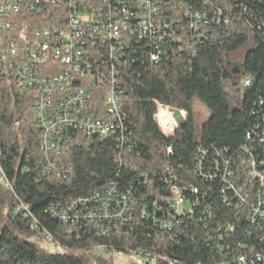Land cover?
Segmentation results:
<instances>
[{"label":"trees","instance_id":"1","mask_svg":"<svg viewBox=\"0 0 264 264\" xmlns=\"http://www.w3.org/2000/svg\"><path fill=\"white\" fill-rule=\"evenodd\" d=\"M202 1L207 2L204 10L220 8L231 23L210 25L203 41L158 65L146 62L125 70L130 145L118 150L113 137L73 144L60 158L73 168L64 179L37 169L44 156L31 108L35 92L4 75L0 62V171L9 183L0 196V264H111L95 254L99 249L149 258L155 264H238L239 256L246 257V264H264V243L257 227L248 223L247 211L224 197L220 181L205 180L200 172H213L216 158L237 154L256 122L255 111L264 100V0L192 4L202 9ZM46 11L35 15V26L54 23ZM27 17L25 13L17 17L19 30ZM173 41L188 47L187 36L173 34ZM245 49L238 64L235 56ZM234 68L238 74H233ZM241 73L248 77L247 87L237 81ZM228 82L238 88L235 94ZM237 93L242 94L241 101ZM195 100L210 112L199 135L192 119ZM157 103L188 115L174 137L166 138L156 124ZM202 151L207 152V161L200 169ZM113 185L132 195L130 211L116 222L67 226L62 215L48 212L53 205L64 206ZM172 185L194 187L200 194L185 193L192 214L169 224ZM17 204L22 211H15ZM33 224L67 253L48 254L22 241L20 236L31 233ZM106 225L108 229L102 230Z\"/></svg>","mask_w":264,"mask_h":264},{"label":"built area","instance_id":"2","mask_svg":"<svg viewBox=\"0 0 264 264\" xmlns=\"http://www.w3.org/2000/svg\"><path fill=\"white\" fill-rule=\"evenodd\" d=\"M193 1L7 0L0 3V62L4 75L19 87L35 92L31 108L39 130V150L44 156V161L36 165L43 175L54 174L61 179L69 176L73 168L60 158L73 144L80 145L83 140L113 137L118 150L130 145L133 131L124 108L125 70L146 62L158 65L181 49H191L203 41L210 25L231 23L222 9L209 13L204 10L207 2H200L202 9H198ZM44 11L54 23L35 26V15ZM22 13L28 15V22L22 23L19 30L15 23ZM173 34L187 36L188 47H178ZM244 86H248V80ZM156 106V124L165 131L166 138L174 137L181 125L168 112V107L159 103ZM180 114L188 120L186 112ZM254 115L256 122L237 154L231 159L216 158L212 162L213 172H200L205 180L220 181L224 197H231L236 208L247 211L248 223L257 227L260 243H264V100L259 101ZM167 151L171 153L172 148ZM202 154L200 169L207 161V152ZM187 192L200 194L194 187L188 190L171 186L169 224L192 214L185 198ZM131 202V192L113 185L90 196L76 197L64 206L53 205L48 212L62 215V224L67 226L111 224L126 216ZM136 257L155 264L149 258ZM246 262L245 256H239L238 264Z\"/></svg>","mask_w":264,"mask_h":264},{"label":"rangeland","instance_id":"3","mask_svg":"<svg viewBox=\"0 0 264 264\" xmlns=\"http://www.w3.org/2000/svg\"><path fill=\"white\" fill-rule=\"evenodd\" d=\"M247 49L241 50L238 52L235 56V60L238 61V64L242 63V59L247 53ZM248 78L244 74H240L237 78V81L242 83L244 80ZM229 90L231 94H235V91L238 89L236 86H232V82H228ZM236 98L238 101L242 100V94L237 93ZM33 101V100H32ZM168 112L173 114L177 122L182 126L185 124V119L181 116L179 110L175 109H168ZM210 117V112L208 111L207 107L201 103L199 100H195L194 103V114H193V124L194 128L196 131V134L199 135L202 125L208 120ZM165 133V131H163ZM166 134V133H165ZM9 185L8 181L6 178L3 176V174L0 171V196L1 193L4 194L7 190L6 187ZM8 195V194H7ZM6 203V209L10 207V204L8 205V201L10 202V196H7L5 199ZM18 207V208H17ZM17 211L20 206L17 204ZM32 232L27 233L25 235H21V239L24 242L30 243V244H35L38 246V248L48 254L52 255H63L67 253L63 248L58 246L50 236H48L46 233H42L36 225L33 224L32 226ZM95 254L99 256H103L105 259L109 260L111 264H147L146 262L142 261L141 259L137 258L136 255H128L124 253H112V252H107L104 253L103 251L95 250Z\"/></svg>","mask_w":264,"mask_h":264},{"label":"water","instance_id":"4","mask_svg":"<svg viewBox=\"0 0 264 264\" xmlns=\"http://www.w3.org/2000/svg\"><path fill=\"white\" fill-rule=\"evenodd\" d=\"M233 74H238V69L237 68H234Z\"/></svg>","mask_w":264,"mask_h":264}]
</instances>
